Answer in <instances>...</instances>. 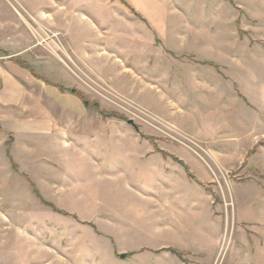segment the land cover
Listing matches in <instances>:
<instances>
[{"label": "rangeland", "instance_id": "374dc122", "mask_svg": "<svg viewBox=\"0 0 264 264\" xmlns=\"http://www.w3.org/2000/svg\"><path fill=\"white\" fill-rule=\"evenodd\" d=\"M5 53L78 108L14 135L0 264H264V0H0Z\"/></svg>", "mask_w": 264, "mask_h": 264}, {"label": "crops", "instance_id": "0c3cea01", "mask_svg": "<svg viewBox=\"0 0 264 264\" xmlns=\"http://www.w3.org/2000/svg\"><path fill=\"white\" fill-rule=\"evenodd\" d=\"M56 73L57 69L54 65H43L36 69L14 54L7 55L5 53L4 60L0 58V145H4V181L0 182V188L2 189L1 195H4V200H2L4 204L7 202L5 194L9 193L8 184L5 181L9 173L5 167L8 164V147L13 144L14 135L26 132V130L32 131L34 125L40 128L31 114L34 111L37 113V110H43L45 114H50L51 111L47 109L51 107L49 104H52L54 110L57 105L65 111L78 108L74 107L73 103H69L68 98L63 95L62 75ZM40 88L45 93L47 107L42 106L39 100L41 98L35 94ZM46 118L44 120L40 118L38 123H44L50 128L52 121L49 116Z\"/></svg>", "mask_w": 264, "mask_h": 264}, {"label": "trees", "instance_id": "16d2710c", "mask_svg": "<svg viewBox=\"0 0 264 264\" xmlns=\"http://www.w3.org/2000/svg\"><path fill=\"white\" fill-rule=\"evenodd\" d=\"M62 89H65V88L62 87ZM71 92L74 93L75 95H77L78 97L80 96V98L82 99L84 105H85L87 108L90 107V103H89V101L86 100V98H85L82 94H80V93H79L78 91H76V90H71ZM95 107L99 110V112H100L103 116H110V115H111L110 113H108V112H106V111H104V110L98 108V106H95ZM13 166H14L15 168L17 167L16 164H14Z\"/></svg>", "mask_w": 264, "mask_h": 264}, {"label": "water", "instance_id": "95a60500", "mask_svg": "<svg viewBox=\"0 0 264 264\" xmlns=\"http://www.w3.org/2000/svg\"><path fill=\"white\" fill-rule=\"evenodd\" d=\"M128 123L131 124V125H133L135 128H137L133 120H129ZM121 257L122 258H125L126 257V254H122Z\"/></svg>", "mask_w": 264, "mask_h": 264}]
</instances>
